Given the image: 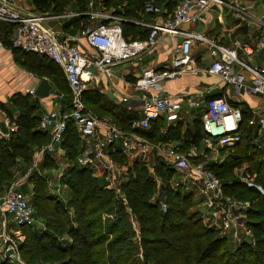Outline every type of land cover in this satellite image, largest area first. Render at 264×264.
<instances>
[{
	"label": "trees",
	"instance_id": "16d2710c",
	"mask_svg": "<svg viewBox=\"0 0 264 264\" xmlns=\"http://www.w3.org/2000/svg\"><path fill=\"white\" fill-rule=\"evenodd\" d=\"M29 1L35 12L50 16L65 13L72 4L78 6L80 13L88 6V0ZM121 2L124 6L116 15L124 19L121 27L125 39H146L148 30L140 29L135 22L141 19L152 0H104L103 5L111 7ZM88 24L89 19L81 16L73 26L77 29L81 25L83 29ZM1 26L0 34L12 28ZM14 50L21 54L23 65L34 76L40 80L47 78L57 92L71 98L72 91L60 66L45 57ZM30 99V95L14 96L13 107L19 114L1 105L17 130L9 139L0 140V190L13 183L19 162L30 166L34 149L50 142V135L39 130L38 104L31 103ZM83 100L86 108L99 119H109L122 131L138 133L155 145L178 142L179 151H190L199 148L206 138L201 120H195L191 128L180 120L167 126L166 118L160 117L151 123L149 131L138 132L132 127L138 119L124 117L122 111L104 101L97 91L88 90ZM242 114L241 141L231 147V153L223 162L208 167L220 179L227 196L251 202L247 224L254 233L253 244L244 242L232 250L228 248L226 236L208 227L200 210H192L197 201L195 195L173 188L171 180L176 173L163 158L157 159L152 167L163 182L158 191L152 169L142 156L130 161L120 148L114 149L111 157L118 165L126 167L130 176L121 182L120 194L108 189L102 177L75 164L83 144L74 124L70 123L61 144L69 166L59 181L70 190V198L67 206L64 205L58 195L47 191L48 178L40 171L32 172L28 180L33 186L29 203L43 226L21 228L25 231V240L18 249L22 261L25 264H264V193L234 177L235 169L247 163V174L264 191L263 152L255 150L257 132L249 126L251 117L247 112L242 111ZM56 165L55 157L46 154L40 166L46 171L56 169ZM157 191L166 197V211L158 204ZM108 216L113 219L106 218ZM132 221L140 232L137 245L133 240Z\"/></svg>",
	"mask_w": 264,
	"mask_h": 264
},
{
	"label": "built area",
	"instance_id": "2783aa9c",
	"mask_svg": "<svg viewBox=\"0 0 264 264\" xmlns=\"http://www.w3.org/2000/svg\"><path fill=\"white\" fill-rule=\"evenodd\" d=\"M25 1L0 0V25L11 26L13 31L11 48L45 57L60 66L72 91L67 110H61L60 102L65 95L60 93L56 95L52 108L40 117L39 130L50 133V142L39 151L34 167L39 166V156L54 155L60 151L68 125L73 123L77 133L85 141L75 164L80 168H89L102 177L108 189L116 191L119 188L122 174L111 157L117 142L120 143L122 153L130 161L145 156L154 145L138 133L124 132L111 121L99 119L90 112L83 100L86 83L95 81L97 73L111 76L112 67L116 64L140 60L144 54L152 53L164 36L179 37L180 41L176 43L175 56L169 62L158 70L143 71L134 83V89L140 93L143 104V116L133 123L134 130L147 132L151 129V123L160 117H165L167 122L179 120V103L176 99L172 96L159 97L154 92L160 90L166 81L189 74L207 72L232 86L234 94L238 96L246 92L264 98V66L255 67L250 64L254 55H264V33L253 45L236 43L234 46H226L206 33L184 29L186 25L203 21L212 6H226L228 0H181L166 18L161 17L158 6L149 2L145 13L153 17V22H135L148 30L149 34L144 40H126L121 27L124 19L112 13L88 11L61 16L67 19L81 16L90 18L91 24L82 30L81 36L91 53L77 43L59 38L48 24L49 15L35 11L26 12L22 7ZM239 2L240 0H232L230 6L242 13L244 9L239 7ZM88 5L92 8L94 0H89ZM94 20L102 21L92 24ZM196 45L206 47L213 58L208 69L198 67L192 54V48ZM4 50V39L0 37V54ZM31 77L35 76L31 74ZM29 94L35 97V90L31 89ZM128 100V97L122 98L124 102ZM202 119L207 141L217 140L231 146L239 141L240 138L233 137H239L243 120L242 110L231 105L226 99H208ZM249 126L256 128L255 144L258 149H263L264 118L250 120ZM16 130V124L7 116L0 119V140L9 139ZM157 149L167 158L177 174L174 179L176 186L183 187L185 191L198 192L202 196L205 211L203 219L207 226H216L217 230L228 238L238 224L243 225L240 223L241 217L252 207L251 202H242L227 196L220 179L208 167L209 162L194 161L198 157L196 149H191L185 155L176 147L164 150L157 146ZM61 166L66 170L69 165L62 163ZM62 174L63 172L60 178ZM241 182L264 193L248 174L241 178ZM62 187L64 186L60 184L55 189L49 182V188L53 189L52 194H59ZM3 203L5 211L1 210V214H9L13 226L22 228L39 225L29 197L18 189L17 182L8 187ZM159 205L166 211L164 199ZM5 227V224L0 223V264H25L19 254L18 244L12 237L14 232L8 234ZM252 240L255 241L253 236ZM9 251H12V254L7 256Z\"/></svg>",
	"mask_w": 264,
	"mask_h": 264
},
{
	"label": "crops",
	"instance_id": "0c3cea01",
	"mask_svg": "<svg viewBox=\"0 0 264 264\" xmlns=\"http://www.w3.org/2000/svg\"><path fill=\"white\" fill-rule=\"evenodd\" d=\"M103 1L104 0H94L93 7L91 8L88 5L84 13L94 11L116 15V11L122 9L124 6L123 2H121L116 4V8L109 9L110 7L103 5ZM179 2L180 1L176 2V0H152V3L160 8L162 18H166ZM231 2L232 0H228L227 5L223 7L212 6L203 21L186 25L184 29L206 33L210 38L226 46H234L236 43L255 44L260 35L264 33V15L262 14L261 17L256 16L261 8L255 4L256 0H240L239 7L244 9V12L240 13L230 6ZM112 6L115 7V5ZM22 7L26 12H34V7L29 0L25 1ZM79 11L81 10L78 9V6L72 4L68 10L61 15H49L48 24L53 28L59 38H62L61 35H66L68 40L81 45L91 53V50L86 46L84 38L82 36L80 37L84 28L82 29L81 25L77 29L75 25L73 26V23H75L79 17L70 19L61 17L70 13H80ZM85 17L89 19V24H91L90 18L88 16ZM101 21L102 20H94L92 24H97ZM139 21L152 23L153 17L144 12ZM135 25L144 31L147 30L139 24ZM12 33V28H10L6 33L0 34L6 46V50L0 54V119L7 116L1 105L10 109L14 114H19L18 110L13 107L12 101L14 96L19 94L30 95V90H35L40 81L36 76L34 78L31 77L32 73L23 65L24 58L10 47ZM178 41H180L179 37L164 36L156 50L152 53L144 54L140 60L126 61L114 65L112 67L111 76H106L102 73L98 74L93 68V71L97 73L98 77L95 81L86 83L85 93L88 90L97 91L101 94L104 101L114 104L117 110L122 111L124 117L133 120L141 118L143 116V104L140 100V93L134 89L133 85L143 71L147 69L158 70L163 64L169 62L175 56L176 43ZM239 52L241 54L240 50ZM192 54L197 60V65L200 69H208L213 61L209 51L204 46H194L192 48ZM250 64L255 67H263L264 55H254ZM57 94H60V92L56 90L53 96L51 95L43 100H38L30 95V102L38 104L36 115L39 116V118L52 108ZM154 94L159 97L172 96L175 98L179 103L178 116L180 122H182L184 126H190L191 128L195 120H201L203 122L202 117L206 112V104L210 98L226 99L231 105L239 107L245 113L247 112L251 120L258 117L264 118L263 97L250 95L246 92L238 96L234 94V88L232 86L226 85L220 77L207 72H200L197 75L189 74L174 80L166 81L162 84V88L154 92ZM64 95V99L60 102L61 110H67L70 103L69 96L66 94ZM124 97H128L129 100L127 102L122 101ZM176 122L177 121L167 122V126L168 124L171 125ZM46 133L50 135L49 132ZM204 141L211 142V140L207 141L206 138ZM84 143L85 141L82 140L83 145ZM178 144V142L166 144L164 145L165 148H162L166 150L170 147H176ZM119 147L120 143L117 142L114 149ZM42 148L43 147L34 149L33 164ZM45 155L46 154L39 156L40 161L38 165L44 161ZM52 156H57L60 162L59 166L65 161V151L62 148L58 153ZM64 163L67 162L65 161ZM1 210L5 211V206H0V221L4 218L5 221L9 219L10 222L13 223L12 217L7 213L4 215L1 214ZM11 225L13 226V224Z\"/></svg>",
	"mask_w": 264,
	"mask_h": 264
},
{
	"label": "rangeland",
	"instance_id": "374dc122",
	"mask_svg": "<svg viewBox=\"0 0 264 264\" xmlns=\"http://www.w3.org/2000/svg\"><path fill=\"white\" fill-rule=\"evenodd\" d=\"M255 4L261 8V10L259 11V13L256 14V16L261 17L262 14L264 15V0H256ZM114 5H115V7L111 6L109 9L116 8L117 5L116 4H114ZM36 13H38V12H36ZM254 13H255V11H254ZM38 14H41V13H38ZM2 27L3 26H0V29H2ZM61 37H62V39H67L66 35H61ZM80 37H81V35H80ZM71 43H74V42H71ZM233 138H240L239 141H236V142H240L242 139L240 134H239V137H237V135H235V137H233ZM153 145L154 146H152L148 150L146 155L141 157V159H144L146 161L148 166L152 169L151 173L154 174V172H153L154 169L152 167H153V164H155L157 162V159L163 158V160L166 162L165 163L166 165H169V161L167 160V158L162 156V154L159 151H157L158 150L157 146H160V148H162V147L165 148V146L164 145H155V144H153ZM231 147H232L231 145H228L227 143L222 144V143H219V141H211V142L202 141L199 148L196 149L198 157L194 161L197 162L200 160H205V161L209 162V164H212L215 162L220 163L221 161L223 162L227 158L229 153H231ZM193 149H195V148H193ZM255 150L263 152L261 154V156H262V159L264 160V147L262 150L257 149V148ZM187 152H189V150L184 149L181 153L183 155H185V154H187ZM55 159H56V163L58 164V165H56L57 166L56 169H51V170L45 171L40 166L41 164L37 167H34L33 163H31V165L28 166V164H25L24 162H19L18 167L15 168L16 174H15V179H14L13 183H15V182L18 183V189L23 194H25L27 197H29V200H31V198H32L31 193H32L33 186L30 183H28V180L31 177L32 172L40 171V173H42L44 176H46L48 178V180L51 183L53 188L57 189L60 186V184L58 182L59 178H60L59 175L62 172L64 173L65 169H63L62 166H59L60 162L58 161L57 156L55 157ZM117 166L120 170V173L122 174V177L120 176L121 177L120 180L122 182L126 179V177H129L130 174H129L128 169L126 167H124L122 165H118V164H117ZM247 167H248V164L245 163L242 165V167L235 169L234 177L241 180L242 177L247 175V172H246ZM28 168H29V170H28ZM153 176L156 180V184H157L156 188L158 191H160L162 189L163 182H162L161 178L157 177L155 174ZM174 176L175 177L171 180V185L173 186V188L174 189H180L181 188L185 191V189L183 187H181V186L177 187L176 186V181H174V179L177 178V174ZM120 180H119V184H120ZM253 183H254V180H253ZM11 185L6 184V186L0 190V206H4L3 199L5 196V192L8 189V187H10ZM47 191L50 193H53V189H50L49 187H47ZM158 191H157V194L155 195V197H157L159 199V203L161 202L162 199H164V201H165L166 197H165L164 193L163 192L159 193ZM115 192L118 194L121 193L120 186ZM188 192H191V191H188ZM192 194L195 195V198L197 200L196 204L192 207V210H195V209L200 210L202 213V216H203V214L205 212L203 209L204 200L198 192L193 191ZM57 195L59 196V198L63 202V204L67 206L68 200H69L70 195H71L70 190L66 187H62L60 190V193ZM165 203H166V201H165ZM248 211L249 210L244 212V214H243L244 216L241 217L240 223L243 225L238 224L235 227V231L232 234H230L227 238L226 245L231 250L234 249L236 246L243 244L244 242H249L251 244H253V242H254L252 240V236L254 238V233L252 232V229L248 227V224H247V222H248L247 212ZM106 218L113 219V217H111V216H108ZM8 220L4 221V218H3V220L0 221V223L1 224L3 223L6 225L5 230L7 231L8 234L11 231L14 232L15 235L14 236L12 235V237L14 238V241L17 242L18 248H19L20 243L25 240V231L23 232L21 230V228H17L15 226H12L11 225L12 222H10V220L9 221ZM203 222H204V219H203ZM131 225H132V229L135 233V237L133 238V240H134L135 244L137 245V241H138L139 234H140L139 228H138V226H136L137 224L133 223V221H132ZM42 226L43 225H41V222H40L37 228H41ZM208 227L213 228L214 226L208 225ZM213 229L217 230L218 228L215 226V228H213ZM0 245H1V243H0Z\"/></svg>",
	"mask_w": 264,
	"mask_h": 264
},
{
	"label": "water",
	"instance_id": "95a60500",
	"mask_svg": "<svg viewBox=\"0 0 264 264\" xmlns=\"http://www.w3.org/2000/svg\"><path fill=\"white\" fill-rule=\"evenodd\" d=\"M56 93L55 88L52 86L50 81L47 78H43L39 81L36 89H35V98L38 100H43L48 98L49 96H53ZM12 251L7 253V256L11 255Z\"/></svg>",
	"mask_w": 264,
	"mask_h": 264
}]
</instances>
